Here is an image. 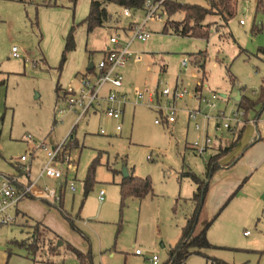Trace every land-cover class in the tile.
I'll use <instances>...</instances> for the list:
<instances>
[{
	"label": "rangeland",
	"instance_id": "1",
	"mask_svg": "<svg viewBox=\"0 0 264 264\" xmlns=\"http://www.w3.org/2000/svg\"><path fill=\"white\" fill-rule=\"evenodd\" d=\"M178 1L207 6L206 0ZM256 1L237 0L236 15L227 23L218 15L207 17L206 30L200 27L205 33L210 30L205 39L177 36L172 29L173 34L162 32L166 23L170 27L183 26L182 13L164 17L162 22H148L149 40L133 43L132 57L121 69V90L128 94L119 123L121 131L115 130L118 122L98 112L88 114L74 127L69 144L76 172L69 174V181L75 184V193H66L61 209L33 199L20 203L16 223L0 229V263L3 258L4 264L76 262L66 245L50 259L46 245L34 242L32 236L37 231L49 236L45 228L37 230L36 223H43L63 244L89 252L93 264H152L154 255L159 264H164L168 248L180 239L185 217L194 211L190 200L196 186L182 176L191 173L208 183L195 233L214 218L206 236L216 247L202 253L226 264H264V55L259 52L264 49V25L260 32H252L254 26L264 24V18L262 14L254 15ZM89 2L77 0L73 6L70 0H0L1 173H14L11 164L32 150L38 156L34 166L42 165L41 151L35 148L41 143L53 146L68 135L75 115L61 117L55 112L56 87L76 86L77 78L111 46L110 37L130 24L131 19L123 16L125 9L109 6L111 21L87 32L79 23L88 14ZM144 15L135 12L134 18L141 21ZM240 20L244 25L239 24ZM72 26L75 48L65 54L62 62L64 39ZM13 47L18 50L17 59L11 56ZM183 58L190 60L186 69L180 67ZM177 78L191 93L200 83L198 90L202 89L204 96L213 92L226 96L216 102L213 111L202 106L209 115L243 110L234 101L238 92L255 104L245 111L239 137L226 131H210L215 141L228 142L216 148V155L234 145L218 161L210 178L206 176V164L216 150L200 157L188 149L198 136L192 125H187V112L196 107L191 96L177 102L179 113L171 127L156 125L158 114L134 97L137 90L154 92L158 83L159 90L172 86ZM100 129L106 134L101 135ZM259 138L263 140L255 143ZM233 141L236 143H229ZM95 159L99 163L93 185L84 196V180ZM257 160L260 165L250 170L249 164ZM123 166L133 176L149 178L154 196L122 201L118 183ZM52 184L42 179L38 187ZM101 190L105 192L102 202L98 199ZM244 232L249 235L245 237ZM20 243L28 248L32 243L31 252L17 245ZM135 250L142 255H135ZM214 259L208 262L205 257L190 255L183 264H215Z\"/></svg>",
	"mask_w": 264,
	"mask_h": 264
},
{
	"label": "built area",
	"instance_id": "2",
	"mask_svg": "<svg viewBox=\"0 0 264 264\" xmlns=\"http://www.w3.org/2000/svg\"><path fill=\"white\" fill-rule=\"evenodd\" d=\"M165 1L167 0H146L145 15L141 21L134 18L135 14L129 9H125L123 16L131 19L130 24L126 28L118 29V35L110 37L111 46L105 50L103 57L93 65L92 71H86L85 74L79 76L76 86L71 84L68 87L59 88L55 112L61 117L67 113L75 115L73 127L68 135L55 145L47 146L41 143L35 148V150L41 151L43 157L40 162H43L42 165L34 166L38 156L32 150L29 155H21L14 161L12 164L14 173L0 172V229L16 223L20 216L17 207L23 200H41L61 209L64 193L66 191L75 192V184L69 181V174L76 172L74 159L71 156L72 146L69 142L72 140L70 137L72 130L84 117L88 114L97 115L102 111L107 120L118 122L115 130L121 131L119 123L128 101L127 93L121 90L123 87L121 69L132 57L133 51L130 48L133 43H146L149 40L151 32L146 28L148 22L152 19L162 22L165 17L163 6ZM171 1L179 2L178 0ZM239 24L244 25V22L240 21ZM11 56L19 58L16 47L12 48ZM189 63V59L183 58L180 67L186 69ZM160 86L161 83H158L154 92L137 90L134 97L137 101H145L146 105L158 114L154 122L156 125L171 127L176 123L179 113L177 102L191 96L196 107L187 112V123L192 125L198 136L193 143L189 144L188 149L197 156L202 157L211 149L216 150L223 143L221 140L215 141L216 138H212L210 131L218 133L226 131L236 137L239 134V129L244 125L242 122L245 117L244 109H236L228 115L221 111L216 112L214 116L205 113L202 106L213 111L216 102L221 97L214 92L208 97L204 96L202 89L198 90L200 83L197 84L193 93L188 91L178 78L172 86L165 85L164 89L159 90ZM99 133L106 134L104 129H100ZM42 179L52 181L53 184L38 187ZM104 195V190H101L98 194L100 202L103 201ZM244 235H249V232H245ZM135 254L140 255L141 251L136 250ZM151 262L159 264L158 257L152 256Z\"/></svg>",
	"mask_w": 264,
	"mask_h": 264
},
{
	"label": "trees",
	"instance_id": "3",
	"mask_svg": "<svg viewBox=\"0 0 264 264\" xmlns=\"http://www.w3.org/2000/svg\"><path fill=\"white\" fill-rule=\"evenodd\" d=\"M76 1L77 0H70V3H72V5L74 6L76 4ZM145 1L146 0H90L88 14L79 23V25H84L87 29V32H90L95 28H103L112 19V15L108 11L109 6H116L120 9H129L133 14H135V12H139V11L145 12L144 11ZM206 1H207L206 7L183 4L171 0L169 2L165 1L163 3L165 17L170 18L171 16L182 13L184 16L183 18L184 24L183 26L172 25L170 27L166 23L163 26L162 32L167 34L174 32V35L181 37L205 39L208 38L210 34V30L206 31L208 33L207 35V33L201 30V28L206 30L208 24L204 22L207 17L218 15L219 18L223 21V23H227L236 15L237 0H206ZM257 14H262L264 18V4L262 0L256 1V5L254 7V15L256 16ZM263 25L264 24H260V27L254 26L252 32L253 33L260 32L261 27ZM74 30H75V26H72L64 39V51H63L62 62L65 60V54L73 51L75 48ZM259 52L262 55H264V49H260ZM59 88H60L59 86L56 87V92L59 90ZM238 105L240 108L244 109L245 111H248L255 106L253 102L249 101L244 97H241V100L239 101ZM231 149L232 147L210 158V160L206 164L207 178H210L214 174V172L217 169L218 161L222 159L224 155H226L228 151H230ZM98 163H99L98 159H95L88 168L87 176L84 180V188H85L84 196H86L88 194V191L92 188L94 172ZM182 176L190 178L197 185L196 192L193 194L191 199V201L194 203V211L186 219L185 225L181 229V236L178 243L168 251V260L165 264H183L190 255H199L205 257V259L209 262L211 259L214 258L205 256L202 253V251L215 248L213 245L210 244L206 236L207 229L211 224V222L214 220V218L211 221H205L203 228L197 233H195V230L200 220V214L204 206L206 193L208 191V183L207 185H205L206 181L200 180L191 173H183ZM118 187H119L120 198L122 201L126 200L129 197L142 200L147 196L153 195V187L151 180L149 178L142 179L133 176L132 174H130L128 178L122 179V181L118 184ZM235 194L236 192L233 193V196ZM36 224H37V230H39V227L41 226L45 228L46 231H48L49 236H47L45 233L44 235L43 234L40 235L39 231H37L32 236V239H34V242L36 244L40 242L41 245H46L47 247L46 255L55 256L56 252L58 251L57 242L58 240H60V237L54 234L53 232H51L41 223H36ZM32 243L28 245L29 248L31 247ZM17 245L22 248H26L29 252H31V250L28 247L24 246L27 244L20 243V245L19 244ZM69 250L78 260L79 264H93L92 257L89 252L82 253L73 247H70ZM213 261H214L213 263L215 264H226L225 262L219 259H214Z\"/></svg>",
	"mask_w": 264,
	"mask_h": 264
},
{
	"label": "crops",
	"instance_id": "4",
	"mask_svg": "<svg viewBox=\"0 0 264 264\" xmlns=\"http://www.w3.org/2000/svg\"><path fill=\"white\" fill-rule=\"evenodd\" d=\"M240 21H242V20H240ZM240 21H239V22H240ZM119 29H121V28H119ZM104 54H105V52H104ZM104 54H103V55H104ZM103 55H102V57H103ZM89 66H90V65H89ZM161 70H162V72H165V66H162V67H161ZM86 71H90V72H91L92 69L89 70V69L87 68ZM203 75H204V71H202V76H203ZM202 79H203V77H202ZM202 79H201V80H202ZM175 83H176V82H175ZM59 87H60V86H59ZM60 88H61V87H60ZM122 89H123V87H122ZM107 90H108V89H107ZM123 91H124V90H123ZM56 93L58 94V91H57ZM124 93H125V91H124ZM238 93H239V92H238ZM127 95H128V94H127ZM240 96H241V95H240ZM220 97H221V98H226L225 95H220ZM235 97H236V96H235ZM235 97H234V98H235ZM240 100H241V99H240ZM234 101H235V100H234ZM235 102H238V101H235ZM238 103H239V102H238ZM238 106H239V105H238ZM100 113H101V117H102L103 112L101 111ZM100 113H99V115H100ZM185 120H186V118H185ZM187 125H188V123H187ZM240 132H241V131H239V133H240ZM237 137H239V134L237 135ZM263 138H264V137H263ZM234 140H235V139H234ZM261 140H263V139H262V138H259V139H257V140L255 141V143H256V142H259V141L261 142ZM224 143H228V142H223L220 146H223ZM229 143H236V141L229 142ZM185 146H186V148H187V145H185ZM233 146H234V145H233ZM233 146H232V148H233ZM221 151H222V150H220V152H221ZM230 151H231V150H230ZM230 151H228V153H229ZM217 153H219V150H218V151H217V150L215 151L214 156H216ZM228 153H227V154H228ZM227 154H226V155H227ZM262 161H264V158H262ZM257 163H259L258 165H260L261 162H260L259 160H257V161H255V163H253V164H249V166L252 165V166L250 167V170H253V167H256V166H257ZM11 166L13 167L12 164H11ZM13 169H14V167H13ZM127 171H128V174L130 175L129 169H127ZM9 174H10V173H9ZM119 174L122 175L121 171H120ZM121 178L124 179L123 176H121ZM247 178H248V177H247ZM247 178H245V179L243 180L242 184H244V182L246 181ZM121 181H122V180H121ZM121 181H120V182H121ZM120 182H119V183H120ZM119 183H118V184H119ZM194 184H195V183H194ZM242 184H241V185H242ZM241 185H240V186H241ZM195 186H196V188H197V185H196V184H195ZM240 186H239V188H240ZM237 190H238V189H237ZM237 190H236V192H237ZM75 191H76V190H75ZM195 192H196V191H195ZM36 193L39 194L38 191H36ZM66 193H71V194L73 195L75 192L72 193V192H70V191H66V192L64 193V195L62 196V204H63V201H64V198H65ZM152 196H154V193H153V195H150L149 197H152ZM231 197H233V194H232ZM231 197H230V198H231ZM134 199H135V198H134ZM137 200H138V199H137ZM23 201H26V200H23ZM23 201H22V202H23ZM38 201H41V200H38ZM190 201H191V200H190ZM228 201H229V200H228ZM22 202H20V203H22ZM43 202H44V201H43ZM191 202H192V201H191ZM20 203L18 204V207H17V210H18L19 212H20V210H19V205H20ZM46 203H47V202H46ZM192 204H193V207H194V203H193V202H192ZM61 208H62V205H61ZM173 214H175V210H174ZM188 217H189V216L185 217V221H186V219H187ZM41 224H42L43 226H45L46 228H48V229L52 232L51 228H49L48 226H46V225L43 224V223H41ZM184 225H185V224H184ZM203 225H204V224H203ZM203 225H201V229L203 228ZM201 229H200V230H201ZM244 233H245V232H244ZM54 234H55V233H54ZM243 235H244V234H243ZM244 236H245V235H244ZM247 236H248V235H247ZM245 237H246V236H245ZM58 242H61V245H58ZM58 242H57L58 251L56 252V254L59 252V248L62 247L63 245H66V250L71 254L69 248H70V247H73V246H70V245H68V244H63V242L60 241V240H58ZM210 244H211V243H210ZM211 245H212V244H211ZM213 246H214V245H213ZM164 247H165V246H164ZM215 247H216V246H215ZM73 248H75V247H73ZM75 249H76V248H75ZM170 249H171V246L168 248V251H169ZM76 250H78V249H76ZM78 251H79V250H78ZM135 251H136V250H135ZM80 252H81V251H80ZM82 253H83V252H82ZM71 255H72V254H71ZM135 255H136V254H135ZM140 255H142V253H141ZM140 255H137V256H140ZM72 256H73V255H72ZM167 256H168V254H167ZM49 257H50V256H49ZM52 257H54V255L51 256L50 259H51ZM73 257H74V256H73ZM212 257H213V256H212ZM214 258H215V257H214ZM216 259H218V258H216ZM219 260H220V259H219ZM221 261H223V260H221ZM166 262H167V261H166ZM223 262H224V261H223ZM4 263H5V259L3 258V260H2V262H1L0 264H4ZM50 263H51V262H49V263H41V262H39L38 264H50ZM32 264H33V263H32ZM34 264H37V262L35 261ZM71 264H79V262H78V260L76 259V262H71ZM164 264H165V263H164Z\"/></svg>",
	"mask_w": 264,
	"mask_h": 264
},
{
	"label": "water",
	"instance_id": "5",
	"mask_svg": "<svg viewBox=\"0 0 264 264\" xmlns=\"http://www.w3.org/2000/svg\"><path fill=\"white\" fill-rule=\"evenodd\" d=\"M92 67H93V65L91 64V65L88 67V69L90 70V69H92ZM240 99H241V96H240V94L238 93L237 96L234 98V100L239 102ZM121 173H122V176H123L124 179H126V178L129 177V174H128V171H127V168H126L125 166L122 167V169H121ZM205 185H207V184H205ZM263 198H264V196H263ZM58 245H61V242H58Z\"/></svg>",
	"mask_w": 264,
	"mask_h": 264
}]
</instances>
